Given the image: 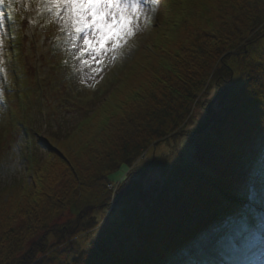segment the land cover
I'll list each match as a JSON object with an SVG mask.
<instances>
[{"label":"trees","instance_id":"1","mask_svg":"<svg viewBox=\"0 0 264 264\" xmlns=\"http://www.w3.org/2000/svg\"><path fill=\"white\" fill-rule=\"evenodd\" d=\"M262 36L264 0H163L149 49L139 45L77 124L49 133L59 154L40 158L32 185L0 186V264H197L223 251L225 222L260 201L264 53L250 55ZM203 90L211 98L192 116ZM169 141L168 158L152 156L108 190L141 151ZM177 141L192 147L187 162ZM63 206L78 215L51 224Z\"/></svg>","mask_w":264,"mask_h":264},{"label":"snow or ice","instance_id":"2","mask_svg":"<svg viewBox=\"0 0 264 264\" xmlns=\"http://www.w3.org/2000/svg\"><path fill=\"white\" fill-rule=\"evenodd\" d=\"M3 3L4 0H0V4ZM159 3L160 0H35L38 12L49 14L50 22H56L60 32L66 34L74 67L78 64V70L82 72L90 69L92 75L88 79L92 80L98 75L102 76L106 63H114L123 55L124 49L142 30L141 21L146 22L149 13L157 11ZM2 97L3 93L0 92V98ZM202 116L198 117L199 122ZM144 165L142 163L136 170ZM131 175L121 183L117 192L126 185ZM98 243L99 235L93 243V250Z\"/></svg>","mask_w":264,"mask_h":264},{"label":"rangeland","instance_id":"3","mask_svg":"<svg viewBox=\"0 0 264 264\" xmlns=\"http://www.w3.org/2000/svg\"><path fill=\"white\" fill-rule=\"evenodd\" d=\"M32 24H33V22L30 23V24H28V25L31 26ZM141 24H142V29H144V26L146 25V22L142 20L141 21ZM38 25H40V26L37 27V28H34L32 26L30 28H26L25 35H27L26 34L27 31H28V34H30V35H37V33L39 31H41V26H44V24H40V22H39ZM47 27L48 26L44 27L45 30H46ZM141 31H140L141 33L139 34V35H141V36H139L140 38H142L143 36H145V32L143 30H141ZM0 35H1L0 40H2L4 37L7 36L3 32H0ZM54 36L55 35H53V34L52 35H49L48 32H45L44 31L42 33V35L35 37L36 47H34V45H32L30 47H29L28 44L25 45V48L28 49V51H27L28 54L26 53L25 55L26 56L28 55L27 57L29 59V67L32 68V69H37L38 72H41L40 73V78L42 80H44V81H46L47 80V77L49 76L48 75V71L45 69L46 68V64L49 65L48 63H50V62H47V61L50 60V59L55 60V57L52 56L51 53H50V46H51L52 42L55 39ZM30 37L31 36H28V37L23 38V41H22L23 46H24V42L25 41H29V38ZM48 37L50 39H47ZM29 49H30V52H29ZM130 52L131 51H129V53H125L124 58H127L128 57V54H130ZM261 52H264V38L261 39L260 41H258V43L255 45L254 59H256V57H258L259 55H261L262 54ZM43 56H46V57H43ZM122 56H119L118 57L119 62L120 61L123 62L124 59H123ZM0 61H2V60L0 59ZM72 65H73L72 66V68H73L74 67V64H72ZM114 65H117V64H114ZM0 66L1 67L4 66L3 61H2V63H0ZM106 66L107 65H105V67ZM232 66H235V62L232 63ZM32 69H30V72H29V77L30 78L33 75V72H31ZM110 69H111V67H110ZM112 71H113V69L110 70L108 73H106V76L104 75L102 77L101 76L99 77V81H101V78H102L103 79L102 80L103 82H100L99 83V86L97 87L98 90L99 89L100 90H103L104 89L105 86H103V83L104 82H108L112 78L111 77L112 76ZM0 73H1V71H0ZM90 76H91L90 73L89 72H86L83 75H80V77L83 80H81L80 77H75V79H74L75 81H73V80L68 81L67 76H66V72H64L62 74V76H61V79L64 80V82H62V83L67 84V86H71V84L72 85H75V86H77L78 84L79 85L81 84L83 86H85V85L87 86V84L90 83V80H91V79H88V77H90ZM97 78L98 77L96 76L95 79H97ZM82 81H84V82H82ZM62 83H60L59 85L56 83L57 84V87L59 89L57 92L54 91V88H47V87L42 86V88L44 89L43 93L45 95V96H42V101H44V104L42 106H45L46 107V113H47V118H48V123L49 124H48V128L46 127L45 130H43L44 128H41L40 129V132L38 134L39 135V138L48 137L50 131H53L54 132L58 128H61V131L63 132L64 125L65 126L66 125H68V126L72 125L73 126V125L77 124V122H78L77 117L79 118V114L83 112L79 108L77 109L78 110L77 112H72V110H75L76 108L75 107H72V106L70 107V104H72L73 99H76V97L74 95H72V94H69V92H72L71 90L67 93V90L63 87V84ZM0 87H1V81H0ZM74 91H78V88L74 89ZM59 95H60V97L63 96V97L69 98L68 102L63 101L64 103H66L64 105L65 108H62L61 107ZM23 99H25V97H23ZM59 103H60V105H59ZM12 104H15V103H12ZM27 106H29V103H27V101H26V107ZM15 109H16L15 113L17 115H19V110L17 108H15ZM66 109H68V111H66ZM0 110L2 111V109H0ZM39 111H40L39 109L38 110L37 109H31L32 114H35V116H37V113ZM22 116H24V112L23 111H22ZM26 119L29 120L28 117H26ZM63 121H66V122H63ZM65 133L66 132H64L62 134L60 132V135H65ZM58 134L59 133H57L56 135H58ZM170 145H169V147H170ZM180 145L183 148V152H184L185 156L188 157L189 156V153H190V149H189L190 147L189 146H186L185 143H184V141H181L180 142ZM169 147L164 148L162 151H160V153L161 152H167L168 153L169 152L168 151ZM0 156H2V152L0 153ZM13 157H14V155L11 154L10 160H12ZM126 172H127V170L125 168H122L117 174H114L111 179L113 181H116L117 182V181L121 180L124 177V175H125ZM29 179H30V176L28 175L27 176V180H28L27 186H31L32 185V183L29 182ZM76 210L79 211V209H76ZM77 214L78 213L75 210H72V209H70L67 206H63L62 209H56V211L52 214L53 216L51 218V224L58 225V224H61L63 222H66V221H72L73 219H75V217L77 216ZM46 226H49V225H46ZM38 237H39V234L38 233L37 234L35 233L34 235H32V237L28 238L27 243L24 245L23 251L21 250V254H23V252L26 251L29 248V246L37 240ZM48 241H49V245H52L53 242H54L52 239H49V238H48ZM21 246L22 245H20V247ZM79 246H80L81 249L85 248V246H86V239H81L79 241ZM2 262H5V261L2 260ZM3 264H5V263H3ZM6 264H8V263H6Z\"/></svg>","mask_w":264,"mask_h":264}]
</instances>
